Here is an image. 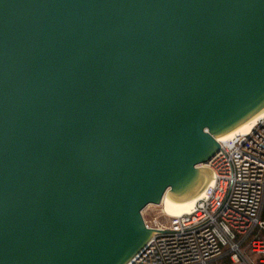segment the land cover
I'll return each mask as SVG.
<instances>
[{"label":"water","instance_id":"water-1","mask_svg":"<svg viewBox=\"0 0 264 264\" xmlns=\"http://www.w3.org/2000/svg\"><path fill=\"white\" fill-rule=\"evenodd\" d=\"M262 110L264 0H0V264H126Z\"/></svg>","mask_w":264,"mask_h":264},{"label":"built area","instance_id":"built-area-1","mask_svg":"<svg viewBox=\"0 0 264 264\" xmlns=\"http://www.w3.org/2000/svg\"><path fill=\"white\" fill-rule=\"evenodd\" d=\"M211 183L126 264H264V111L243 134L218 141Z\"/></svg>","mask_w":264,"mask_h":264},{"label":"bare ground","instance_id":"bare-ground-1","mask_svg":"<svg viewBox=\"0 0 264 264\" xmlns=\"http://www.w3.org/2000/svg\"><path fill=\"white\" fill-rule=\"evenodd\" d=\"M263 111L264 110H262L261 112H259L255 116H253L251 119H249L247 122L242 124L237 129L219 137L217 139V141L224 140V139H226V138H228L234 134L246 133L253 126V124L255 123L257 118L261 115V113H263ZM211 180H212V178H211ZM210 183H211V181H210ZM202 194H203V191L199 195H197L196 197L191 199L190 201H187L184 203L174 202V201L170 200L165 194L161 200V203H162L163 208H164L163 210L166 213V215L171 216V217L172 216H179V215L184 214V213H188L190 211V209L192 208L193 204L195 203V201L197 200V198H199Z\"/></svg>","mask_w":264,"mask_h":264},{"label":"rangeland","instance_id":"rangeland-1","mask_svg":"<svg viewBox=\"0 0 264 264\" xmlns=\"http://www.w3.org/2000/svg\"><path fill=\"white\" fill-rule=\"evenodd\" d=\"M163 205L149 204L142 210V216L148 225H152L155 222V219L160 223H167L170 221L171 216L166 215L163 210Z\"/></svg>","mask_w":264,"mask_h":264},{"label":"trees","instance_id":"trees-1","mask_svg":"<svg viewBox=\"0 0 264 264\" xmlns=\"http://www.w3.org/2000/svg\"><path fill=\"white\" fill-rule=\"evenodd\" d=\"M226 264H228V263H226Z\"/></svg>","mask_w":264,"mask_h":264}]
</instances>
